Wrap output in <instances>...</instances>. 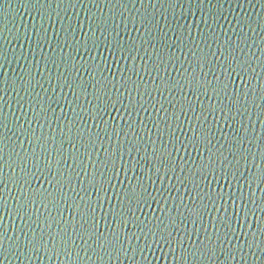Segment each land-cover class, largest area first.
<instances>
[{
  "label": "water",
  "instance_id": "obj_1",
  "mask_svg": "<svg viewBox=\"0 0 264 264\" xmlns=\"http://www.w3.org/2000/svg\"><path fill=\"white\" fill-rule=\"evenodd\" d=\"M0 264H264V0H0Z\"/></svg>",
  "mask_w": 264,
  "mask_h": 264
},
{
  "label": "snow or ice",
  "instance_id": "obj_2",
  "mask_svg": "<svg viewBox=\"0 0 264 264\" xmlns=\"http://www.w3.org/2000/svg\"><path fill=\"white\" fill-rule=\"evenodd\" d=\"M91 211L92 212H95V208L93 207V208H91ZM93 224L95 225V220L93 219ZM29 243H32V241H29ZM38 250V249H37Z\"/></svg>",
  "mask_w": 264,
  "mask_h": 264
}]
</instances>
